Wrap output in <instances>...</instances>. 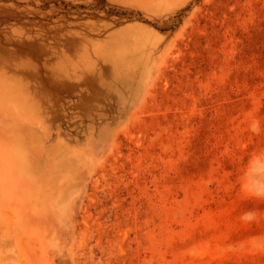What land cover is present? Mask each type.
I'll list each match as a JSON object with an SVG mask.
<instances>
[{"label":"rangeland","instance_id":"374dc122","mask_svg":"<svg viewBox=\"0 0 264 264\" xmlns=\"http://www.w3.org/2000/svg\"><path fill=\"white\" fill-rule=\"evenodd\" d=\"M0 264H264V0H0Z\"/></svg>","mask_w":264,"mask_h":264}]
</instances>
